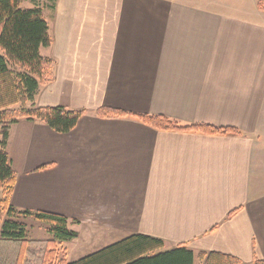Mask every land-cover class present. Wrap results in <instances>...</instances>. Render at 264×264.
I'll return each instance as SVG.
<instances>
[{
  "label": "crops",
  "instance_id": "1",
  "mask_svg": "<svg viewBox=\"0 0 264 264\" xmlns=\"http://www.w3.org/2000/svg\"><path fill=\"white\" fill-rule=\"evenodd\" d=\"M237 1L35 5L51 10L43 57L55 63L35 105L84 115L64 135L39 122L11 128L10 202L77 221L67 262L133 235L184 246L194 264L209 253L264 262V14L257 0ZM101 108L241 135L162 131L102 119Z\"/></svg>",
  "mask_w": 264,
  "mask_h": 264
},
{
  "label": "trees",
  "instance_id": "2",
  "mask_svg": "<svg viewBox=\"0 0 264 264\" xmlns=\"http://www.w3.org/2000/svg\"><path fill=\"white\" fill-rule=\"evenodd\" d=\"M23 0H0V264H194L195 255L184 246L164 251V242L144 235L130 236L76 262H67L63 245L78 238L77 221L46 213L18 211L11 205L16 172L8 154L11 128L21 121L39 122L57 134L76 129L84 112L61 107H38L36 97L54 81V60L41 55L52 46L48 22L39 8L21 7ZM102 119L133 117L162 131L200 132L208 135H241L233 128L181 123L164 116L128 113L101 108ZM33 217L46 227L49 240L31 241L21 218ZM203 264H243L220 253L200 254ZM254 264H264L255 260Z\"/></svg>",
  "mask_w": 264,
  "mask_h": 264
},
{
  "label": "rangeland",
  "instance_id": "3",
  "mask_svg": "<svg viewBox=\"0 0 264 264\" xmlns=\"http://www.w3.org/2000/svg\"><path fill=\"white\" fill-rule=\"evenodd\" d=\"M46 1V0H23L21 3V7L22 8H26V9H34L35 5H40ZM47 1H53V0H47ZM191 1V0H189ZM194 1V0H192ZM220 1V0H217ZM224 3H229V1L231 3H236L238 2L237 0H223ZM258 1V6H259V10L262 11V13L264 14V0H257ZM45 5V3H43V6ZM42 13H43V17L46 21L49 20V15L51 14V10L47 9V8H42L41 9ZM49 22V21H48ZM46 50L45 48L42 49ZM45 51H43V53L41 52L42 56H45ZM20 221L24 222L27 224L28 226V239H36V238H40V237H44L46 239L50 238V235L44 230L42 231L40 227H43V224L41 222H37L36 220H34L33 218H27V219H23L21 218ZM33 227L35 228H32ZM37 225V226H35ZM0 231H1V226H0Z\"/></svg>",
  "mask_w": 264,
  "mask_h": 264
}]
</instances>
